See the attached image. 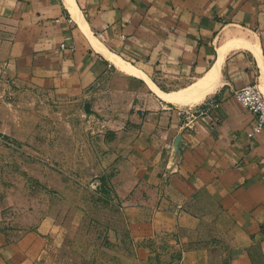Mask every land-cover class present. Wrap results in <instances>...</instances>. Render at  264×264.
<instances>
[{
    "label": "crops",
    "instance_id": "crops-1",
    "mask_svg": "<svg viewBox=\"0 0 264 264\" xmlns=\"http://www.w3.org/2000/svg\"><path fill=\"white\" fill-rule=\"evenodd\" d=\"M224 44L215 89L196 115L179 114L156 87L195 82ZM0 70L63 99H123L129 116L112 148L120 200L108 218L119 264L179 240L185 264H264V129L249 137L253 116L234 93L255 81L264 92V0H0ZM8 198L0 192V264H59L58 227L10 225Z\"/></svg>",
    "mask_w": 264,
    "mask_h": 264
},
{
    "label": "rangeland",
    "instance_id": "rangeland-1",
    "mask_svg": "<svg viewBox=\"0 0 264 264\" xmlns=\"http://www.w3.org/2000/svg\"><path fill=\"white\" fill-rule=\"evenodd\" d=\"M122 102L112 94L59 98L18 85L0 70V192L11 203L4 219L26 228L44 218L53 233L58 227L59 264L121 261L108 218L120 200L112 148L129 116ZM188 247L165 241L143 264H185Z\"/></svg>",
    "mask_w": 264,
    "mask_h": 264
},
{
    "label": "bare ground",
    "instance_id": "bare-ground-1",
    "mask_svg": "<svg viewBox=\"0 0 264 264\" xmlns=\"http://www.w3.org/2000/svg\"><path fill=\"white\" fill-rule=\"evenodd\" d=\"M243 41H241L242 44L246 45L247 42L245 41V43H246L245 44V43H243ZM231 43H229V44H231ZM229 44H226V45L224 44L225 46H223L220 50L221 55H220L219 60L213 65V67L204 76L200 77L195 82L191 83L190 85H188V86H186L180 90L174 91L172 93H166V92L160 91L155 85L156 89L165 98H167L169 100H173L175 102H179V103H193L194 104L195 102L198 103L199 101L203 100L206 97V95L209 94L211 91H213L216 87V83L218 81V77H219V73H220L221 63H222V60L224 59V54H225L226 48L229 46ZM242 44H240V45H242ZM248 44L250 45V47H252V50H254L255 53H257V54L260 53L259 43H257L255 41V44L252 42L248 43ZM97 46H99V45L97 44ZM112 57L124 69L130 70V71H138L136 69V67H134L132 64H130L124 60H121V59L117 58L116 56L112 55Z\"/></svg>",
    "mask_w": 264,
    "mask_h": 264
},
{
    "label": "built area",
    "instance_id": "built-area-1",
    "mask_svg": "<svg viewBox=\"0 0 264 264\" xmlns=\"http://www.w3.org/2000/svg\"><path fill=\"white\" fill-rule=\"evenodd\" d=\"M121 37L125 39L126 35L121 34ZM62 46L64 47L65 43H62ZM234 93L241 101L243 106L253 116V123L248 131V135L249 137H254L264 129V92L257 81H255L246 83L245 85L237 88ZM208 102L213 105H219V102L213 96L208 97L205 100V103ZM197 107L188 106L184 108H178V113L191 117L198 113L199 108Z\"/></svg>",
    "mask_w": 264,
    "mask_h": 264
}]
</instances>
